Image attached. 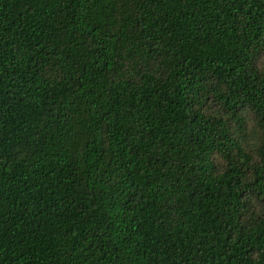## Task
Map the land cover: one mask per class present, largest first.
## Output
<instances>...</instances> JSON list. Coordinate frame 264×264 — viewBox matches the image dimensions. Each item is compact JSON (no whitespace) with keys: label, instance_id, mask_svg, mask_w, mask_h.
<instances>
[{"label":"trees","instance_id":"trees-1","mask_svg":"<svg viewBox=\"0 0 264 264\" xmlns=\"http://www.w3.org/2000/svg\"><path fill=\"white\" fill-rule=\"evenodd\" d=\"M0 264H264V0H0Z\"/></svg>","mask_w":264,"mask_h":264},{"label":"rangeland","instance_id":"rangeland-1","mask_svg":"<svg viewBox=\"0 0 264 264\" xmlns=\"http://www.w3.org/2000/svg\"><path fill=\"white\" fill-rule=\"evenodd\" d=\"M252 134L250 133L249 136H251Z\"/></svg>","mask_w":264,"mask_h":264}]
</instances>
